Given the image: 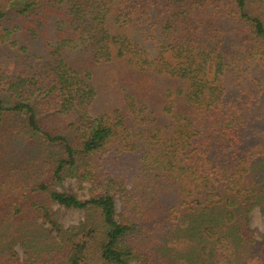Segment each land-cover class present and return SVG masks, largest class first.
<instances>
[{
  "label": "trees",
  "instance_id": "obj_1",
  "mask_svg": "<svg viewBox=\"0 0 264 264\" xmlns=\"http://www.w3.org/2000/svg\"><path fill=\"white\" fill-rule=\"evenodd\" d=\"M0 50V264H264V0H0Z\"/></svg>",
  "mask_w": 264,
  "mask_h": 264
},
{
  "label": "rangeland",
  "instance_id": "obj_2",
  "mask_svg": "<svg viewBox=\"0 0 264 264\" xmlns=\"http://www.w3.org/2000/svg\"><path fill=\"white\" fill-rule=\"evenodd\" d=\"M17 23V22H16ZM18 26L20 27V23H18ZM9 28H11L9 26ZM26 30L28 32V38H27V42H25V44H23V46H25V48L27 49V52H24V54H22V56H27V54H40V52L47 50L46 47V43L43 42H34V40H32V38L35 39V35L39 33V29L35 32V21L33 20V24H29L26 27ZM20 39V38H19ZM22 39V38H21ZM43 43V44H42ZM38 44L39 49H35V47L37 48L38 46H36ZM42 44V45H39ZM18 45H22L21 41H18ZM241 52V49H240ZM239 52V53H240ZM8 55V56H7ZM17 56H15L13 54V52L11 54H8L6 52H3L0 50V67L3 66L4 62L9 63V60H13L15 62H17L18 60H21L20 58L17 59ZM258 66V62H251L248 64V70L250 72L249 75L246 76V80H243L241 84H237V82H234V85H231V92L232 94H234L235 97L239 96V98L236 101L238 106H245L244 103L245 102H249V100H251L249 98L248 95V85H247V80H255V79H260V82L263 84L262 87H264V66L262 68L261 71H258L256 73L255 68ZM98 78H100L98 76ZM151 82L153 83V90L155 91V85H158V88H162V87H166V86H170L172 87L173 84L170 83H165L163 80L157 79V78H152V77H148ZM101 79V78H100ZM135 81V78L133 77H128L123 83L122 81L120 82V88L124 87L125 91L130 90L131 85L133 84ZM259 82H257L258 86L261 84ZM97 86H100L101 89H103L104 93H102V91L100 90V98L101 101L104 102H97L96 104V108L102 112H110L111 107H113V103L117 101L118 97H117V93H115L114 91V87L115 84H113L112 82H106L104 80H101L98 84H96ZM152 94V93H151ZM150 94V96H152ZM261 96L262 94H264L263 92L259 93ZM258 93L254 94L253 99L257 100V98L259 99V102L261 101V106L262 107V111L264 112V96H262V99L260 98ZM152 100H154L153 97H151ZM146 99V98H145ZM154 110L157 111V107L152 108ZM59 123L61 124L62 122L65 121L64 118L58 119ZM135 128V127H134ZM135 130H137V128H135ZM61 190L70 192V193H75L78 197L80 198H87L88 197V184L86 182H79L77 179L75 178H67L63 181V183L58 187ZM116 208L117 210H119L120 208V200L117 198L116 199ZM52 211L54 213V217L55 219L61 223L63 226H68V225H72V224H76L78 221L82 220L84 218V212H82V210H78V209H69V208H63L60 206H57L56 204H52L51 205ZM249 221H250V227L255 229L256 232V238L259 239V233L263 232L264 230V217L261 215L260 213V209L257 205H255L252 210L250 211L249 214ZM132 264H138L137 262H132ZM242 264V263H240Z\"/></svg>",
  "mask_w": 264,
  "mask_h": 264
}]
</instances>
